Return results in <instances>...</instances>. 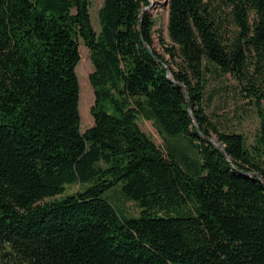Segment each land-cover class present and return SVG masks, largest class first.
Returning <instances> with one entry per match:
<instances>
[{"label": "trees", "instance_id": "1", "mask_svg": "<svg viewBox=\"0 0 264 264\" xmlns=\"http://www.w3.org/2000/svg\"><path fill=\"white\" fill-rule=\"evenodd\" d=\"M164 1L177 69L149 0H103L96 29L89 0H0V264H264V0ZM205 60L259 113L251 147L205 113Z\"/></svg>", "mask_w": 264, "mask_h": 264}, {"label": "rangeland", "instance_id": "2", "mask_svg": "<svg viewBox=\"0 0 264 264\" xmlns=\"http://www.w3.org/2000/svg\"><path fill=\"white\" fill-rule=\"evenodd\" d=\"M103 0H89L90 16L93 27L97 28V11ZM149 11L154 19L153 47L164 56L168 65L177 69L180 59L170 57L166 53V47L172 45L167 33V6L164 0H149ZM80 60L76 65V74L80 85L79 112L81 117V129L85 130L93 124L90 107L94 102L93 90L88 82V74L93 70L90 52L80 42ZM205 65V93L203 107L210 120L223 131H234L241 133L246 146L254 144L256 132L259 127V113L249 102L235 79L229 74L216 71L214 66L204 61ZM138 126L161 148L163 140L157 132L151 120L142 117L137 119ZM215 139V135H213ZM191 154V153H190ZM75 187L67 189L72 191ZM103 198L111 202L120 214L136 216L139 213L138 206L120 195L119 187L115 186L103 193Z\"/></svg>", "mask_w": 264, "mask_h": 264}, {"label": "water", "instance_id": "3", "mask_svg": "<svg viewBox=\"0 0 264 264\" xmlns=\"http://www.w3.org/2000/svg\"><path fill=\"white\" fill-rule=\"evenodd\" d=\"M150 2V1H149ZM149 5H150V3H149ZM147 8H149V6H145L144 8H143V10L144 9H147ZM167 74H168V71H167ZM169 75V74H168ZM190 110V109H189ZM190 112H191V110H190ZM193 120H194V117L192 118ZM194 123H196L195 122V120H194ZM209 140L210 141H212L214 144H216L217 146H219V148L221 149V150H223V148H222V146H221V144L219 143V141H217L216 139H213V138H209Z\"/></svg>", "mask_w": 264, "mask_h": 264}]
</instances>
